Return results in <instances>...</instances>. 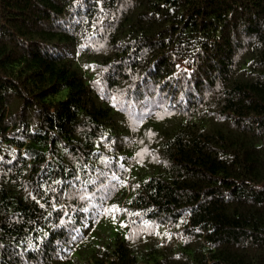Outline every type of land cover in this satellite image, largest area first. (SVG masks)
Returning <instances> with one entry per match:
<instances>
[{
	"label": "trees",
	"instance_id": "obj_1",
	"mask_svg": "<svg viewBox=\"0 0 264 264\" xmlns=\"http://www.w3.org/2000/svg\"><path fill=\"white\" fill-rule=\"evenodd\" d=\"M0 264H264V0H0Z\"/></svg>",
	"mask_w": 264,
	"mask_h": 264
},
{
	"label": "bare ground",
	"instance_id": "obj_2",
	"mask_svg": "<svg viewBox=\"0 0 264 264\" xmlns=\"http://www.w3.org/2000/svg\"><path fill=\"white\" fill-rule=\"evenodd\" d=\"M125 21V20H124ZM126 23V22H125ZM127 29V28H126ZM129 29V28H128ZM117 32V31H116ZM56 35V34H55ZM123 35V34H122ZM113 53V52H112ZM144 54V53H143ZM151 54V53H150ZM152 60V59H151Z\"/></svg>",
	"mask_w": 264,
	"mask_h": 264
}]
</instances>
